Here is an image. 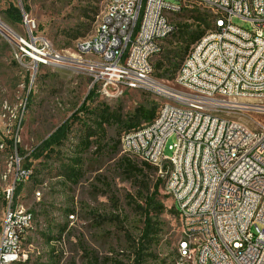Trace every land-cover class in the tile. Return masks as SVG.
<instances>
[{
  "label": "built area",
  "instance_id": "1",
  "mask_svg": "<svg viewBox=\"0 0 264 264\" xmlns=\"http://www.w3.org/2000/svg\"><path fill=\"white\" fill-rule=\"evenodd\" d=\"M175 1L108 0L111 13L101 14L107 15L105 30H98L97 38L77 41V53L91 55L92 63L68 61L67 53L34 36L35 23L25 16L28 38L15 37L16 59L22 65L28 61L33 74L39 67L82 69L104 98L119 99L135 90L178 97L180 110L169 108L155 127L123 136L122 153L151 167L162 164L160 180L168 166H176L172 187L165 192L171 199L180 194L175 211L192 240L179 244L189 258L190 246L200 247V262L194 264H264V140L247 151L248 137L255 135L246 125L219 116L237 107L264 119V0H254L256 14L248 13L243 0ZM198 9L210 20L211 12L220 10V25L192 45L188 64L176 80L193 87V94H181L156 78L153 58L176 32L170 16ZM235 18L251 29L235 25ZM189 104H198V111L189 113ZM202 106H210V114H200ZM172 137L177 141L167 146ZM227 166H235V174L222 180ZM12 193L5 196L0 264L28 259L26 253H16L18 229L28 211L12 206ZM195 226H202L203 234H196ZM227 247H234V255H227Z\"/></svg>",
  "mask_w": 264,
  "mask_h": 264
},
{
  "label": "rangeland",
  "instance_id": "2",
  "mask_svg": "<svg viewBox=\"0 0 264 264\" xmlns=\"http://www.w3.org/2000/svg\"><path fill=\"white\" fill-rule=\"evenodd\" d=\"M107 3L108 0H0V22L8 31L0 29L11 39L28 38L24 19L15 26L5 19L4 12L14 4L24 18L35 23V37L48 40L57 50L74 52L77 42L71 38L80 34L92 37ZM198 13L210 22L211 28L212 16L210 20L201 9L171 15L170 20L175 25L190 24L194 30ZM233 23L251 29L240 18L233 19ZM186 47L173 35L164 42L163 53L153 58L154 66H164L156 70V78L181 94L187 91L174 80L192 48L187 51ZM16 52L15 44L0 34V225L8 205L5 196L13 190L12 206L22 207L34 216L23 244V253L28 256L23 264H134L133 245L144 228L139 206H144L146 194L140 181L148 182L153 192L160 178L157 168L149 169L140 159L122 153L121 140L126 130L117 120H126L140 106H156L158 111L167 100L137 90L119 99L104 98L91 87L92 81L82 69L39 67L33 74L28 61L24 65L17 61ZM170 63L180 68L172 69L175 73L164 79L158 77L170 68ZM94 90L96 96L88 102ZM84 105L89 111L108 107L115 118L104 125V134L92 139L90 149L76 151L83 138V123L94 127L95 122V116L79 112ZM76 115L79 121L74 120ZM219 116L253 126L249 116L232 109ZM252 117L264 124V119ZM67 122L72 127L63 147L56 148L53 155L47 152L52 155L49 158L35 159L36 149ZM176 141V137L170 138L167 146ZM165 155L171 157L172 152L167 150ZM73 159L81 161L75 167L80 170L78 183L65 176V166L73 165ZM131 168L135 171L130 173ZM162 182L160 194L166 208L161 218L163 231L159 245L150 250L148 264H188L177 256L183 227Z\"/></svg>",
  "mask_w": 264,
  "mask_h": 264
},
{
  "label": "trees",
  "instance_id": "3",
  "mask_svg": "<svg viewBox=\"0 0 264 264\" xmlns=\"http://www.w3.org/2000/svg\"><path fill=\"white\" fill-rule=\"evenodd\" d=\"M5 19L8 24L11 26H15L17 24L22 23L24 19V15L20 8L15 6L14 4L10 5L9 8L4 12ZM98 15V14H97ZM95 18L92 19V24L95 23ZM195 26L194 30H192V27L190 24H184V25H176V32L174 33V36L177 35L178 41L187 44V51L191 48V46L197 42L204 34L205 32L210 29V24L207 21L206 18L201 16L199 13L194 18ZM91 27V26H90ZM86 36L84 34L80 35H74L71 39L74 41H79L82 38H85ZM190 51V50H189ZM163 53V52H162ZM161 53V54H162ZM187 53V52H186ZM160 54V55H161ZM163 64L159 63L155 66V70H161L163 69ZM179 69L180 67L176 64L170 63V68L164 69L162 74H159L158 77L161 79H164L167 77L168 74L175 73L172 69ZM156 73V72H155ZM96 96V90L92 91L90 95L87 98V101H91ZM79 112H86L88 116L92 117L95 116V122L94 127L90 126L89 124L86 125L83 123V138L81 139V142L79 146H77L76 151L79 149L82 150H88L93 145L92 139H95L96 136H99V134H104V125L108 123L110 120H113L115 117L113 114L109 112L108 107H104L101 109L100 107L96 109L95 111H89L88 108L84 105L81 107ZM157 108L156 106L153 108H146L143 106L138 107L135 112L126 120H117L118 123L123 127V129L126 130L124 134L138 131L142 129L143 127L147 126L149 123L153 122L154 118L156 117ZM75 121H79V118L74 116ZM91 120V119H89ZM81 122V121H80ZM71 124L69 122L63 124L61 127L57 128V130L47 139L45 140L37 149L36 153L34 154L35 159H41V158H49L53 154H56L54 150L56 148H62L66 140L68 139V136L71 132ZM100 147V146H99ZM52 153V155H48V153ZM129 162V160H126ZM73 165H66L65 166V176L73 180L74 183H78L80 179V170L75 167H79L81 161L79 159H73L71 160ZM130 163V162H129ZM149 169L155 168L144 164ZM135 171V168L130 169V173ZM142 172L140 171V174ZM144 179L145 176H142ZM147 179V178H146ZM141 187L144 189L145 196V202L144 206H139V209L142 211V216L144 218V228L141 232V237L138 239V241L133 245L134 248V264H148V257H150L152 254L150 253V250L159 245V242L161 240L162 236V223L161 218L166 213V208L161 200V194H160V188L161 184L163 183L162 180H158L153 187V192L151 191L150 184L148 182L140 181ZM164 186V185H163ZM174 213H176L174 209ZM65 230V227L62 228V232ZM0 231H1V225H0ZM27 241V240H26ZM25 262H20L17 264H23ZM164 264V263H162Z\"/></svg>",
  "mask_w": 264,
  "mask_h": 264
},
{
  "label": "bare ground",
  "instance_id": "4",
  "mask_svg": "<svg viewBox=\"0 0 264 264\" xmlns=\"http://www.w3.org/2000/svg\"><path fill=\"white\" fill-rule=\"evenodd\" d=\"M243 1H246V5L248 6V13L249 14H256V5H254V0H243ZM103 13H111V6H106ZM211 16H212V21H211L212 27L211 28H218V26L220 25V10H213L211 12ZM106 27H107V15H101L98 27L96 29V32L90 38H97L98 30H105ZM0 28L5 29V26L1 22H0ZM5 30L8 31L7 29H5ZM8 36H10V35L8 34ZM205 36H206V34H204L202 37H205ZM13 39H15V37H13ZM191 50H192V48H191ZM61 53H67V60L70 62L92 63V56L91 55L84 54V53H77V49L74 52H71V51L63 52V51H61ZM161 53L162 52L154 53V58L156 56L160 55ZM188 61H189V55L187 56V58L183 62L182 66H186L188 64ZM182 66H181V68L178 71V74L176 76H178L180 74ZM174 83H176L177 85L184 88L187 91V94H193V87H189V85H187L185 82H178L175 78ZM165 88L169 89L171 91H175L173 88H169V87H165ZM158 95L163 96L167 100V102L161 105V107L159 108V110L156 113V117L154 118L153 122L149 123L147 126L143 127L140 130H146L149 127H155V120L157 118H161L162 115L165 114L167 110H169V108L171 110H180V100L178 99V97L166 96V94H158ZM107 98L114 99L116 97H107ZM228 109H232V111L238 112L242 115L249 116V120L251 121V124L253 126H249L247 123H244V122H239V121L225 119V118H224V121H232L233 123H237L239 125H246L249 128V133L255 135V137H248L247 151H254L256 148H259L262 141L264 140V131H262L261 124L259 122H257L252 117L255 114L254 113H246L243 111V109H240L237 107H228ZM224 110H226V109H224ZM197 111H198V104H189V113H196ZM200 114H210V106L200 107ZM140 130L130 132V133L131 134H140ZM124 136H129V133L125 134ZM153 167L157 168L158 172H162V164H153ZM175 173H176V166H168L167 169L165 170L164 178L162 180L164 181V183L166 185V190H168L169 188L172 187V184L174 182ZM234 174H235V166H227L224 169V172H222V180H230ZM172 200H173V205H174L175 210H179L180 194H172ZM33 220H34V216L32 214H28L26 216V223H22V229H18L19 241H17V243H16V253H18V254H24L23 253V244L26 240L25 239L26 236L28 235V233L31 229ZM195 233L196 234H203V227L202 226H195ZM179 240L180 241L192 240V232L187 231V229L185 227H183L182 237ZM180 241H179V243H180ZM179 243H178V247H177V256H178L180 261H182L184 263H188V264H194V263L200 262V247L199 246H190V258H189V256L182 254V246ZM227 255H234V247H227ZM23 261H24V259H11V260H9L8 264H17V263H20Z\"/></svg>",
  "mask_w": 264,
  "mask_h": 264
},
{
  "label": "water",
  "instance_id": "5",
  "mask_svg": "<svg viewBox=\"0 0 264 264\" xmlns=\"http://www.w3.org/2000/svg\"><path fill=\"white\" fill-rule=\"evenodd\" d=\"M6 29V27H5ZM0 34H2V36H4L6 39H8L10 42L16 43L13 39L10 38V36H8L7 33H5L3 30L0 29Z\"/></svg>",
  "mask_w": 264,
  "mask_h": 264
}]
</instances>
